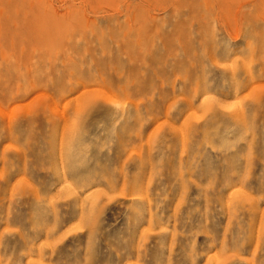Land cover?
I'll list each match as a JSON object with an SVG mask.
<instances>
[{
	"label": "rangeland",
	"instance_id": "obj_1",
	"mask_svg": "<svg viewBox=\"0 0 264 264\" xmlns=\"http://www.w3.org/2000/svg\"><path fill=\"white\" fill-rule=\"evenodd\" d=\"M0 264H264V0H0Z\"/></svg>",
	"mask_w": 264,
	"mask_h": 264
},
{
	"label": "bare ground",
	"instance_id": "obj_2",
	"mask_svg": "<svg viewBox=\"0 0 264 264\" xmlns=\"http://www.w3.org/2000/svg\"><path fill=\"white\" fill-rule=\"evenodd\" d=\"M39 38V37H38ZM29 42V41H28ZM47 42V41H46Z\"/></svg>",
	"mask_w": 264,
	"mask_h": 264
}]
</instances>
